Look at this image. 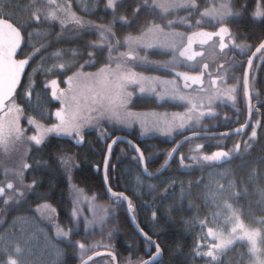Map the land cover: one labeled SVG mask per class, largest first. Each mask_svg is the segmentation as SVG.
<instances>
[{
  "label": "trees",
  "instance_id": "16d2710c",
  "mask_svg": "<svg viewBox=\"0 0 264 264\" xmlns=\"http://www.w3.org/2000/svg\"><path fill=\"white\" fill-rule=\"evenodd\" d=\"M212 1V10L218 14L220 5L217 0ZM231 1V9L239 15L236 23L240 27L236 33L245 40L239 37V42H246L248 53L253 55L264 43V0ZM89 2H95V6L87 12L86 0H0V19L13 23L24 38L17 59L30 61L14 101L25 117L47 129L57 122L56 113L62 107L53 87L64 90L71 78L116 65L117 55L135 52L129 51L127 43L149 33L152 27L158 31V25H173L176 19L186 25L195 24L193 29L185 31L186 35L198 30V23H204L198 20V16L193 18V6L169 13L165 6L149 0L100 2L98 9L97 0ZM203 12L206 14L207 11L204 9ZM214 13L211 15L216 18ZM218 23L231 24L232 21ZM162 33L170 35L167 31ZM57 51L60 55H56ZM138 56L142 57L139 53ZM146 58L142 57L145 63L163 64L161 56L156 54H147ZM246 67H239L240 75L232 83L240 97L237 104L244 107H217L214 117L202 119L194 131L186 130L173 141L164 138L145 141L138 130L126 131L106 124L104 135L94 130L83 131V143L74 142L79 139L78 134H73L72 138L49 134L39 144L37 137L29 144L21 138L13 140L6 149L0 147L3 155L0 168V242H7L2 236L13 231L18 221H38L36 206L47 202L57 209V224L65 231L70 230L68 237L60 235L55 239L60 250L57 264H81L82 248L78 242L87 246L83 249L85 261L104 251L112 254L118 264H145L151 260L157 254L155 246L134 230L122 202H109L103 180L109 146L118 137L130 139L143 152L147 169L157 174L165 167L169 154L189 135L227 133L246 125L249 115L244 99ZM233 71L237 72V69ZM250 91L254 103L253 125L245 136L195 140L182 149L170 169L159 179L144 177L141 159L129 145L121 143L114 148L108 165V181L113 189L126 193L137 225L160 248L162 260L156 264L251 263L249 248L245 244L235 246L219 261L198 255L200 243L207 236L206 226L211 225L212 217L224 202H231L246 223L264 219V50L253 62ZM159 103L157 99L140 98L129 107L142 116L164 111L171 114L179 110L156 107ZM34 130L31 128L29 132L35 133ZM20 144H23L22 155L14 156L13 152ZM192 144L199 149L194 151L198 157L215 158L195 163L189 154ZM181 157L184 166H181ZM7 166L22 173L26 189L22 207L3 203L7 193L12 191L6 186L7 178H12L7 176ZM218 177L226 185L232 184L233 190L225 200L214 205L215 188L218 193L226 191L224 184H216ZM34 182L35 187H30ZM17 183L16 180L15 185ZM72 185L75 188L70 190ZM77 193L80 197L78 202L75 201ZM93 195L98 198L93 200ZM99 204L107 208V221L103 227L97 225L86 230V218L96 217L100 211ZM153 211L155 219L152 218ZM45 233L50 234V230ZM2 245L9 246L0 243V251ZM105 257L102 260H110V264H114L111 256ZM91 264L105 263L95 261Z\"/></svg>",
  "mask_w": 264,
  "mask_h": 264
},
{
  "label": "rangeland",
  "instance_id": "374dc122",
  "mask_svg": "<svg viewBox=\"0 0 264 264\" xmlns=\"http://www.w3.org/2000/svg\"><path fill=\"white\" fill-rule=\"evenodd\" d=\"M108 1L104 2L109 3ZM119 1L120 0H118V2ZM169 1L170 0H157L162 7L168 6L170 4L168 3ZM217 2L220 5L219 13L216 14L213 12L214 9L211 10V12L216 15L215 22H226L229 18H231V15L234 16L235 13L231 9V0H219ZM212 7H214V1ZM221 14L223 17L222 19ZM218 19L220 21H217ZM157 32L158 35L154 36L149 32L141 38L136 40L133 39L127 43L126 46H129L127 47L129 51H135L136 54L133 52L125 54H132L135 57L134 60L127 59L126 55L122 56L120 54L116 56L115 60L117 61V64L114 66L109 65L105 70L102 68L98 72L90 73L91 76L89 73H83L82 77H79V75L75 78H71V80L68 81V87L64 90H57V87H53V90L56 93V98H58L61 102L62 107L59 111L61 113V117H57V122L53 125V127H51V129L40 126L32 118L25 117L23 111L19 108V106H17L16 101L11 102L7 111L0 114V147L6 149L13 140L21 138L29 144V141H32L33 139L36 140V137L39 141H41L49 134L70 137V134L66 131L65 127L62 126V120L71 121L73 124H79L83 123L84 117L96 118L94 121L95 126L84 127L82 129V132L84 131V133L86 130H94L99 134L104 135L107 130L105 127L106 124L114 125L126 131L138 130L142 133V120L144 121L145 126H151L153 128H159L161 125L167 128L169 124H171L173 129L179 127L181 128V131L184 132L186 129L190 128V131H194L193 128L198 125L195 120V114L201 115V119L203 117H213L214 111L211 107H203L204 109L201 110H198L200 107H184L189 111L185 116L186 118L183 117V122L180 120L179 123H176L174 119L171 120V115L165 116L164 114V117L163 113L159 115L147 113L143 114V116L141 114H136L132 111L133 107H129L128 110L136 115L128 117L126 111L117 107L122 93H132L134 96H138L141 94L140 88L145 89L142 94L145 96H153L157 97V99H159L160 96H171L166 91L168 83L165 82V84L162 85L154 82V80H159L157 78H151L143 75L137 76V71L135 70L136 68H133V63L141 64V69L137 70H143V72H145L146 70L143 69L142 65H148V63L143 62L142 57L138 56L136 47L145 46L148 49H161L165 52H175L178 50L177 47L172 44L173 40H170L172 38L171 36L165 35L159 30ZM137 56L139 58H137ZM151 85H154V90ZM213 93H215V97L217 98H227V96L222 94L220 89H218L217 92L213 90ZM179 94L186 97L184 100H186L189 104L201 102L198 100L197 95L193 93L183 95L182 92H179ZM212 98L213 97H210L208 100L212 101ZM101 104H104L105 107L115 108L120 112L121 117L124 119H131L132 127H128L124 123L110 121L106 116L101 119L100 112L105 110L101 107ZM191 110L194 111V115L190 113ZM162 119H165L166 121H162ZM182 123L183 126H181ZM31 128H33V130L35 129L34 131L36 132H29ZM153 131L151 134L142 136H153ZM196 147L197 145L195 144L190 146V157L196 155V152H194ZM22 151L23 144H20L18 145L16 152H13V155L19 157L22 155ZM0 158L1 168L3 165V155L0 154ZM6 170L9 172V175L7 176L12 177L7 178L9 181L6 186L11 188L12 191L7 193L3 203L6 206L16 205L18 207H22V205L25 204L24 191L26 190L22 181V173H20L19 170L10 169L9 166H7ZM5 174H7V171H5ZM220 178L221 177H218V181L215 182L217 185L224 184L223 187L226 188V191L218 193L215 188L214 195L212 197V203L215 202L214 205L221 203L222 200H225V198L228 197L229 193L233 190L232 184L226 185L223 179ZM16 180L18 183L15 185ZM215 182L214 186H216ZM36 213L38 221L33 220L28 221L27 223H23V220L18 221L13 228V231H9L5 236H2V239H6L7 242L2 240L0 243L8 244L9 246L2 245L3 248L2 251H0V258L2 259H0V262H2L0 264H43L45 262V264H57L60 250L58 248V244L55 242V239L62 236L57 234V228L61 227V225L57 224L58 219L56 215L49 220L42 217L37 209ZM206 227L207 236L199 246L201 251L198 255L200 257H207L214 261H219L222 255L233 249L235 246L245 244L249 248L251 256L250 264H264V219H257L253 224L246 223L238 211L233 208L231 202H224L223 205H220L218 212H216L212 217L211 225ZM43 229L45 231L50 230L51 235L45 233ZM16 231L20 233H15ZM62 237L65 238V236ZM102 253H107V251ZM97 254L100 253H95L91 257ZM103 258L104 257H101L96 261L110 264V260H102ZM105 258H107V256Z\"/></svg>",
  "mask_w": 264,
  "mask_h": 264
},
{
  "label": "flooded vegetation",
  "instance_id": "af4514ba",
  "mask_svg": "<svg viewBox=\"0 0 264 264\" xmlns=\"http://www.w3.org/2000/svg\"><path fill=\"white\" fill-rule=\"evenodd\" d=\"M89 1L90 0H86V3H85V8L87 12H89L91 7L95 6V2L91 4ZM104 1L105 0H97V4H96L97 9L99 7V3L100 2L103 3ZM149 1L157 2V0H149ZM212 2H213L212 0H198V2H194V1L191 2V0H170L168 2L170 4L166 6L165 9L169 13L170 12H173V13L180 12L181 9H185L188 6H193L192 9L195 10V14H193V18L198 16L199 21H204L203 24L196 23L197 26H199L198 30H194L186 35H185V31H189L190 29H193V26L195 24L186 25L184 23L178 22V19H176V23L173 25L170 24L168 26H160V25L157 26L156 29L159 30L160 32L167 31L168 33H170V35L168 36L172 37L170 40L171 41L173 40L172 44H174L178 49L175 52H172V51L165 52V51H162L161 49H148L145 46L136 47L137 53H139L144 58V60L147 59L146 58L147 54H156L158 56H161L162 63H163V64H159L158 62L156 64L148 63V65L146 66L142 65L143 69L146 70L145 72H143V70H140V71L137 70V69H141V64L133 63L134 65L133 68L134 69L136 68L135 70L137 71L136 73L137 76L143 75V76H148L151 78H157L159 80H154V82H157L162 85L165 84V82L168 83L167 89H169L170 85L174 83L175 86L179 89V92H182L183 95L187 93L188 94L193 93L197 95L198 100L201 101L195 104H189L186 102V100L179 98L180 94L175 95V96L173 95L166 96L163 98L162 101L160 99H157V97L142 95L143 93H141L138 96H135L134 101H138L140 98L141 99L142 98L157 99L160 101V103L156 107H163V108L164 107H175V109H179L178 111L171 112L172 115L165 111L163 112V116L164 114L165 116L171 115L172 117L171 120L174 119L175 117L174 121L176 123L180 122V119H179L180 116L186 118L185 116L189 110L185 109L184 107H200V109L198 110L204 109L203 107H211L213 111H215L217 107H244L240 103L237 104V101L240 100V97L239 95H237V90L234 89V86L232 83H233V80H235L240 75L238 71L239 67L243 65H247L248 67L249 61L256 51L252 53L253 55H250L248 53L246 42H242V43L239 42L240 39L244 40L243 36L237 35L238 33L237 30L239 29L240 25L236 23V21L239 15L236 13L234 14V16L231 15V18L227 20L229 22L232 21L231 24L219 25L218 22H215L216 19L212 17L211 12H210L212 10V7H211ZM157 3L159 4V2ZM204 9L207 11L206 14L204 12L202 13ZM173 13L171 14L172 15L179 14V13L178 14H173ZM261 17L262 16H260L259 18ZM222 27L228 28L231 33L230 36L227 38V40H225L226 46H224L223 50H221L220 48L221 39H215L213 42L207 45H196L194 47L195 53L203 54L202 57L195 58V61L189 62L187 60H183L180 58V54L182 50L187 46L188 38L190 35H193L199 32L217 33ZM151 29H153V27ZM237 44H243L245 45V47L242 50L241 48L236 46ZM134 54H136V52H134ZM137 58L139 57L137 56ZM19 61H29V60H19ZM205 65H207L208 68L205 69L204 68ZM230 67H232L231 68L232 71H229ZM247 67H246V70H247ZM167 69L169 70V72L166 71ZM234 69H237V72L233 71ZM170 70L183 72L193 77H200L203 75V82H204L203 88H199L195 86L189 90H186L183 87V83L179 81V79L176 78L170 72ZM246 70H245V75H246ZM170 76L172 77L170 78ZM138 78H141V77H138ZM218 89L220 90L227 89L229 90L230 95H228L227 98H217L215 97V93H213V90L217 92ZM210 97H213L212 101L208 100ZM244 99L246 101V107L248 108L249 105H248L247 98H246V91L244 92ZM251 101H252V107H254L252 96H251ZM197 112H200V111H197ZM190 113H192L193 115L195 114L194 111L192 110ZM215 115L216 113L214 112L213 117ZM195 116H196L195 120L197 121L198 124L204 118H212V117H203L201 119L202 117L201 115L195 114ZM167 120H170V119H167ZM162 121H166V120L162 119ZM161 127H163V125H161ZM189 129L190 128L186 130H189ZM186 130L183 132L181 131V128L178 127V128L173 129V132L171 134H161L159 133L158 130H154L153 136H142V138L146 139L145 141L156 140L158 138H164L168 141H173L177 139L178 136L184 134ZM231 139H234V138H231Z\"/></svg>",
  "mask_w": 264,
  "mask_h": 264
},
{
  "label": "water",
  "instance_id": "95a60500",
  "mask_svg": "<svg viewBox=\"0 0 264 264\" xmlns=\"http://www.w3.org/2000/svg\"><path fill=\"white\" fill-rule=\"evenodd\" d=\"M224 29H227V33L224 32ZM230 34L231 33L228 28L222 27L217 33L199 32V33L190 35L188 38L187 46L182 50L180 54V58L183 60H187L189 62L195 61V58H200L202 57L203 54L195 53L194 47L196 45H207L213 42L215 39H221L220 48L221 50H223L224 46H226L225 40H227ZM22 46H23V36L21 32L19 31V29L13 23L5 19H0V114H3L7 111L8 105L14 99L16 92L20 88L22 81L24 79V76L29 67V61L18 62L16 60L17 56L19 55L22 49ZM263 50H264V43L254 53V55L249 61V64L246 70L245 90H246L247 102L249 105L248 107L249 117H248V122L245 126L237 130H234L232 132H228L224 134H193V135L186 137L175 147L174 151L171 154V157H169L168 159V163L165 165L162 171H160L157 174H152L147 169L146 159L138 145H136L134 142H132L130 139L126 137H118L113 140L115 141V143H113L112 141L108 149L106 161L104 164V170H103L104 185H105V175H104L105 169L108 172V165H109V162L112 156V152L118 144L124 143V144L129 145L132 149H134L141 159V165H142V171H143L144 177L149 180H156L162 177L170 169L175 159L177 158L178 154L189 142H192L194 140H199V139L234 138V137H239V136L241 137L245 136L252 126V120H253V114H254V110L252 107V101H251L250 87H249L251 67L255 59L258 57V55ZM128 59L134 60L135 57L133 55H128ZM204 68L205 69L208 68L207 65H205ZM166 71L169 72L168 69ZM170 72L176 78H178L179 81L183 83V87L186 90H189L195 86L199 88H203L204 86L203 75L200 77H193L183 72L172 71V70H170ZM122 203L126 206L127 213H128L130 222L134 230L140 236H142L144 239H146L152 245H154L157 250V254L145 264L159 263L162 260V252L160 248L152 240H150L141 231V229L137 225L136 220L133 215L134 209L131 207V203L128 197L122 200ZM104 256H111L114 260V264H118L117 259L110 253L97 254L89 258L85 262L86 264H91L95 262L96 260H98L99 258L104 257Z\"/></svg>",
  "mask_w": 264,
  "mask_h": 264
},
{
  "label": "snow or ice",
  "instance_id": "6c2138e0",
  "mask_svg": "<svg viewBox=\"0 0 264 264\" xmlns=\"http://www.w3.org/2000/svg\"><path fill=\"white\" fill-rule=\"evenodd\" d=\"M113 2V0H109V3L111 4ZM138 10V9H137ZM222 14H221V19H222ZM149 32L152 33L154 36L158 35L157 31H154L153 29H149ZM224 32L227 33V29H224ZM237 47L241 48L243 50V48L245 47V45L243 44H237ZM56 55H60L59 51H57ZM151 87L154 90V85H151ZM145 91L144 88L140 89V92L143 93ZM166 91L168 92L169 95H178L179 94V89L175 86V84H171L169 89H166ZM222 94L225 96L230 95L229 90L227 89H222L221 90ZM163 96H160L159 99L162 101L163 100ZM180 99H185L186 97L180 95L179 96ZM135 100V96L132 93H122L119 104L117 105L118 108L124 110L127 112V116L128 117H132L135 116L136 114L129 111V106L134 102ZM101 107L104 108V111L100 112V118H104L105 116L107 117V119H109L110 121H115L118 123H124L126 124L128 127H132V120L131 119H124L123 117H121L120 112L117 111L115 108L112 107H105L104 104H101ZM57 117H61V113L57 112L56 113ZM96 118L94 117H84L83 118V123H79V124H73L71 121H63L62 120V126L65 127L66 131L70 134V138H72L73 133L78 134L79 135V139L78 140H74V142L77 143H83V135H82V129L86 126H95L94 121ZM175 119V117H174ZM179 119L183 122L184 118L183 117H179ZM142 124V135H147L150 134L153 130H158L159 132H161L162 134H171L173 132V127L171 126V124H169V126L167 128L165 127H159V128H153L151 126H145L144 121H141ZM181 126H183V123L181 124ZM253 135H255V133H253ZM37 143L39 144L40 141H37ZM113 143H115V141H113ZM194 151L198 152L199 149H194ZM169 156L171 157V153L169 154ZM215 157L213 156H202V157H198L197 155H193L191 157V159L195 162V163H200V160L203 159L205 161H211L213 160ZM168 161H165V164H167ZM181 166H184V161L183 158L181 157L180 160ZM97 170H99V165L96 166ZM105 189L107 192V195L109 197V202H114L119 204L120 202H122V200L127 198L126 193H121L118 192L116 189H113L110 182L108 181L107 178V170L105 169ZM30 187H35V182L30 186ZM75 186L72 185L70 186V190L74 189ZM22 194V193H21ZM98 196L97 195H93L92 199L95 200L97 199ZM80 197L79 194H75V201H79ZM37 210L39 212V214L42 217H45L49 220H51L55 215L58 214L57 209L54 208L51 204L47 203V202H42L41 204H38L37 206ZM98 208L100 209L99 213L96 215L95 218H86V230L87 229H93L94 227H96L97 225L103 227L104 223H106L107 221V217H108V212H107V208L103 205V204H99ZM73 215H75V213H73ZM152 218L155 219L156 218V214L155 211H153L152 214ZM77 227H78V223H77ZM57 234L58 235H62L65 237H68L70 235V230L69 231H65L63 227H58L57 228ZM78 244L81 245L82 248V252H81V264H86L85 260H84V256L86 255V252L83 251V249L87 248V246L83 245L82 242H78ZM131 264V262H130Z\"/></svg>",
  "mask_w": 264,
  "mask_h": 264
}]
</instances>
